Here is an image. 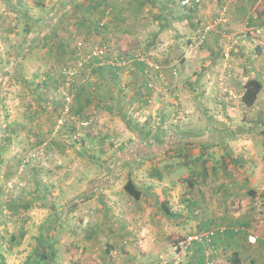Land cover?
<instances>
[{"label":"rangeland","instance_id":"rangeland-1","mask_svg":"<svg viewBox=\"0 0 264 264\" xmlns=\"http://www.w3.org/2000/svg\"><path fill=\"white\" fill-rule=\"evenodd\" d=\"M170 1L190 9L184 0ZM167 4L0 0V254L6 264L38 254L48 255L41 264H153V256L135 260L134 253L170 244L179 251L176 241L185 236H168L166 223L158 224L159 234L152 224L135 226L136 215L128 214L137 202L144 212L155 204L124 190L130 179L139 189L166 187L158 179L170 176L171 166L183 168L176 177L188 173L190 187L213 159L211 149L196 145L205 114L189 112L168 84L167 67L176 59L168 49ZM118 59L126 64L118 66ZM101 66L121 78L97 72ZM106 91L125 120L110 116ZM183 137L195 142L173 145ZM157 154L162 160L152 157ZM177 155L184 164L169 160ZM194 188L184 195L190 201L198 196Z\"/></svg>","mask_w":264,"mask_h":264},{"label":"crops","instance_id":"crops-1","mask_svg":"<svg viewBox=\"0 0 264 264\" xmlns=\"http://www.w3.org/2000/svg\"><path fill=\"white\" fill-rule=\"evenodd\" d=\"M168 3V49L176 59L167 67L168 84L178 96L183 95L189 112L205 114L209 124L203 126L196 145L211 149L213 159L205 161L202 178L195 184L190 182V187L185 182L188 173L176 177L183 168L171 166L170 176L158 179L168 181L166 187L140 189L155 208L144 212L137 202L134 213L128 216L136 215V227L152 224L157 234L164 233L158 224L166 223L170 237L208 229H215L216 237L211 246L193 244L185 251H175L170 244L164 250L136 252L132 258L149 260L153 256V264H264V0H200L199 4H189V10L181 3ZM157 6L160 8L159 2ZM140 75H135L134 81ZM164 76L163 71L155 78L161 84ZM249 80L262 84L253 106L243 102ZM91 94L96 98V92ZM108 94L106 91L104 98L109 102L110 116L123 118L121 108L113 105ZM211 116H215L214 124L209 121ZM187 142L183 137L173 145L184 147ZM157 155L152 157L162 160ZM169 160L185 162L180 155L169 156ZM214 162L220 163L219 168ZM191 187L198 195L192 201L184 197ZM107 192L111 196V191ZM161 196L168 200L164 204L169 217L163 214V203H158ZM250 235L256 236V243L249 242Z\"/></svg>","mask_w":264,"mask_h":264},{"label":"trees","instance_id":"trees-1","mask_svg":"<svg viewBox=\"0 0 264 264\" xmlns=\"http://www.w3.org/2000/svg\"><path fill=\"white\" fill-rule=\"evenodd\" d=\"M40 7H44L43 4L39 5ZM52 23L49 24H55L54 20H52ZM99 24V23H98ZM29 34V33H28ZM143 63L140 62H136V67L143 73L144 72V66L142 65ZM114 68L110 67V69L108 68H104L101 66V68H97L95 70H100L99 73L106 71V73H109L111 78L117 79L118 75L117 72L115 70H113ZM94 70V71H95ZM112 74V75H111ZM143 75V74H142ZM262 89V84L258 81V80H249L246 85H245V92L243 95V102L247 105V106H253L258 98L259 93L261 92ZM2 146L0 145V148ZM124 190L125 192L130 195L131 197H133L135 200H140L141 196H142V192L140 191V189L137 187V185L134 183V181L132 179L128 180V182L126 183V185L124 186ZM165 212L166 216H170V213L168 212L167 208H166V204H162ZM180 240L176 241V244H178ZM214 242V240H213ZM213 242L209 245V244H205V243H194V244H202L204 246H211L213 244ZM193 245V244H192ZM191 245V246H192ZM46 259H48V255L46 254H41V255H37L36 257H34V259H27V261L24 264H41L42 261H45ZM237 259V255H236V259ZM0 264H6L4 261V258L1 256L0 254ZM236 264H240L238 261L236 262Z\"/></svg>","mask_w":264,"mask_h":264},{"label":"built area","instance_id":"built-area-1","mask_svg":"<svg viewBox=\"0 0 264 264\" xmlns=\"http://www.w3.org/2000/svg\"><path fill=\"white\" fill-rule=\"evenodd\" d=\"M200 1L199 0H184L183 5H189V4H198ZM103 52H101L102 54ZM118 66H124L126 64V60L121 59V60H116L115 61ZM102 63H106V61H103ZM150 67H154L157 70H160V67L157 66L156 64H150ZM151 84L149 80V85ZM151 86V85H150ZM216 237V231L215 229H208L206 231H202L200 233H195L188 235L181 239L178 244H176V249L181 251V250H186L188 249L192 244L194 243H205V244H211L213 240ZM249 242L251 244L257 242V238L254 235L249 236Z\"/></svg>","mask_w":264,"mask_h":264}]
</instances>
